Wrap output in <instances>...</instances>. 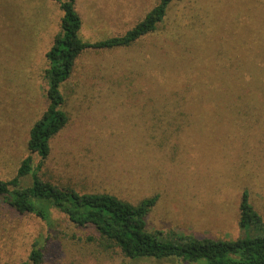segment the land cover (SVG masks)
<instances>
[{"label": "rangeland", "instance_id": "obj_1", "mask_svg": "<svg viewBox=\"0 0 264 264\" xmlns=\"http://www.w3.org/2000/svg\"><path fill=\"white\" fill-rule=\"evenodd\" d=\"M159 2L77 0L80 36H122ZM62 18L53 1L0 0V180H12L30 155ZM61 89L69 121L51 140L45 181L132 204L158 196L146 222L166 239L249 236L244 194L264 225V0L175 1L157 31L131 47L85 51ZM263 225L251 234L264 235ZM95 238L57 210L48 224L0 200V264L28 262L35 243L43 264L129 263Z\"/></svg>", "mask_w": 264, "mask_h": 264}, {"label": "trees", "instance_id": "obj_2", "mask_svg": "<svg viewBox=\"0 0 264 264\" xmlns=\"http://www.w3.org/2000/svg\"><path fill=\"white\" fill-rule=\"evenodd\" d=\"M48 1L58 3L63 12L61 30L47 53L50 62V68L46 70L48 106L30 131V155L22 161L12 180H0V200L20 214H33L48 224L52 223L53 210H57L77 227L93 228L98 235L95 239L99 246L106 251H119L128 259L126 264H139L144 260L187 264H264V235L251 234L255 229L253 224L263 225V222L249 203L248 194H244L240 206V224L242 228L250 229L249 236L237 240H199L171 233L170 239H166L161 232L149 231L146 222L158 196L132 204L109 193H80L41 178L39 173L43 161L51 153V140L69 121L61 88L70 79L77 59L87 50L131 47L155 33L171 4L179 0H160L124 35L97 42L84 41L80 36L82 19L76 10L77 0ZM34 154L41 158L37 167L34 166ZM27 177H31L30 186L23 185ZM43 260V249L35 243L29 261L24 264H43Z\"/></svg>", "mask_w": 264, "mask_h": 264}]
</instances>
